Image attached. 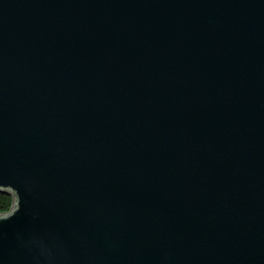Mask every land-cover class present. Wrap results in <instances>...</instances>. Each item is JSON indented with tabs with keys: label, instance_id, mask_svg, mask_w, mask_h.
<instances>
[{
	"label": "water",
	"instance_id": "95a60500",
	"mask_svg": "<svg viewBox=\"0 0 264 264\" xmlns=\"http://www.w3.org/2000/svg\"><path fill=\"white\" fill-rule=\"evenodd\" d=\"M0 264H264V0H0Z\"/></svg>",
	"mask_w": 264,
	"mask_h": 264
},
{
	"label": "trees",
	"instance_id": "16d2710c",
	"mask_svg": "<svg viewBox=\"0 0 264 264\" xmlns=\"http://www.w3.org/2000/svg\"><path fill=\"white\" fill-rule=\"evenodd\" d=\"M12 195L7 194H0V213L6 212L10 209L12 205Z\"/></svg>",
	"mask_w": 264,
	"mask_h": 264
}]
</instances>
